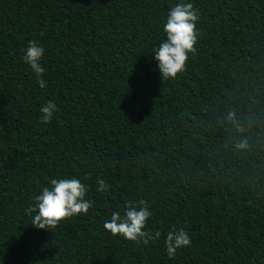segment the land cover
Returning <instances> with one entry per match:
<instances>
[{"label": "trees", "instance_id": "obj_1", "mask_svg": "<svg viewBox=\"0 0 264 264\" xmlns=\"http://www.w3.org/2000/svg\"><path fill=\"white\" fill-rule=\"evenodd\" d=\"M180 2L0 0V264H264V0H183L199 12L197 53L164 81L153 49ZM29 41L45 88L22 59ZM60 178L93 207L32 227L27 208ZM139 199L145 230L162 233L147 246L103 227ZM173 226L191 243L170 259Z\"/></svg>", "mask_w": 264, "mask_h": 264}, {"label": "clouds", "instance_id": "obj_2", "mask_svg": "<svg viewBox=\"0 0 264 264\" xmlns=\"http://www.w3.org/2000/svg\"><path fill=\"white\" fill-rule=\"evenodd\" d=\"M199 12L192 3H185L181 0L167 13L166 23L163 31L166 39L161 42L158 48L153 49L154 59L161 80H175L178 74L186 71V64L189 54L197 53L196 45L200 32L197 30ZM44 48L36 41H29L25 54L22 57L29 65L31 71L36 75L40 88L46 87L42 79L46 69L41 64L44 56ZM58 111L54 102L46 103L40 109V121L48 124L52 121L53 115ZM227 122L231 123L238 133L246 129L235 116V112H229ZM238 149L247 147V141L241 140L236 143ZM85 179H88L86 176ZM97 191L107 192L109 185L103 180H97ZM89 188L76 178L52 179L50 187H44L39 195L34 197V203L27 208V213L32 216V227L40 230L50 231L61 222L76 215H86L93 207V201L86 199ZM126 211L123 216L119 212H113L110 220L105 221L103 227L112 236H121L127 241L142 243L147 246L150 242L158 240L161 231H146V222L153 213L149 210V204L144 199L136 202H128L125 205ZM190 237L183 228L177 230L174 226L169 229L165 238V248L170 259L174 258L177 249L190 246ZM36 264H45L37 261Z\"/></svg>", "mask_w": 264, "mask_h": 264}]
</instances>
